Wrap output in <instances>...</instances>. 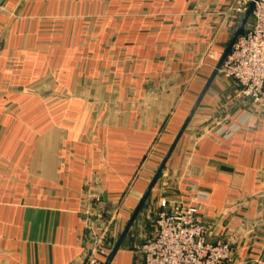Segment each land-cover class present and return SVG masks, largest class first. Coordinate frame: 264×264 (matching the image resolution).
<instances>
[{
    "label": "crops",
    "instance_id": "1",
    "mask_svg": "<svg viewBox=\"0 0 264 264\" xmlns=\"http://www.w3.org/2000/svg\"><path fill=\"white\" fill-rule=\"evenodd\" d=\"M234 1L5 3L0 264L106 262L99 236L114 247L145 195L239 25ZM162 201L198 205L231 264H264V102L218 75L112 264H135Z\"/></svg>",
    "mask_w": 264,
    "mask_h": 264
},
{
    "label": "built area",
    "instance_id": "2",
    "mask_svg": "<svg viewBox=\"0 0 264 264\" xmlns=\"http://www.w3.org/2000/svg\"><path fill=\"white\" fill-rule=\"evenodd\" d=\"M253 0H235L233 19L240 24ZM252 25L246 28L230 55L225 59L219 75L232 81L239 89V97L250 99L255 104L264 102V0L255 4L252 12ZM218 133L226 138L236 132L231 128ZM153 234L143 241L140 255L135 264H231L233 249L229 243L209 242V234L200 220L201 208L198 205L180 210L169 209L167 202L160 203ZM105 234V233H104ZM104 234L94 255L108 257L113 248L105 244ZM90 264H103L95 257Z\"/></svg>",
    "mask_w": 264,
    "mask_h": 264
},
{
    "label": "water",
    "instance_id": "3",
    "mask_svg": "<svg viewBox=\"0 0 264 264\" xmlns=\"http://www.w3.org/2000/svg\"><path fill=\"white\" fill-rule=\"evenodd\" d=\"M7 1L8 0H2V2L0 4V9L3 8V6L5 5V3ZM258 1L259 0H253V2L250 4L247 13L244 15L240 24L238 25L237 29L235 30L233 38L230 41L227 49L225 50V52H224L223 56L221 57L219 63L217 64L216 68L214 69L211 77L209 78L208 82L206 83L202 93L200 94L198 100L196 101L194 107L192 108L190 114L188 115L186 121L184 122V124H183L181 130L179 131L176 139L174 140L172 146L170 147L169 151L167 152L166 156L164 157L163 161L161 162L160 166L158 167V169H157V171H156V173H155V175L151 181V184L148 187L145 195L143 196L142 200L140 201L139 205L137 206L136 210L134 211L133 215L131 216L128 224L126 225L124 231L122 232V234L118 238L117 242L115 243L114 247L112 248V250H111V252H110V254H109V256H108V258L104 264H112L113 263L115 257L117 256L119 250L121 249L123 243L125 242L127 236L129 235L131 229L133 228L137 218L144 211V209L146 207V203L150 197L152 190L154 189V187L158 183L159 179L161 178L162 173L166 169V166H167L172 154L174 153L177 145L179 144L181 138L185 134L187 128L189 127V125H190L191 121L193 120L198 108L202 104L204 98L206 97L207 93L209 92V90H210L212 84L214 83L215 79L218 77L219 71L221 70L225 59L227 58L228 55H230L236 41L240 37H243L245 35V31H246L248 21L251 18L252 12L255 8V4Z\"/></svg>",
    "mask_w": 264,
    "mask_h": 264
},
{
    "label": "rangeland",
    "instance_id": "4",
    "mask_svg": "<svg viewBox=\"0 0 264 264\" xmlns=\"http://www.w3.org/2000/svg\"><path fill=\"white\" fill-rule=\"evenodd\" d=\"M252 23H253V21H252V19L250 18L249 21H248V24H247V27H246V28H248V26L250 27V26L252 25ZM156 218H157V215H156V214L151 215V217H150V221H151L150 226L152 227V229L154 228V223H155V221H156ZM153 231H154V229L152 230V233H153ZM143 241H144V240H139V241L137 242L136 247H137V253H138V255H140V249H141V246H142V244H143Z\"/></svg>",
    "mask_w": 264,
    "mask_h": 264
}]
</instances>
